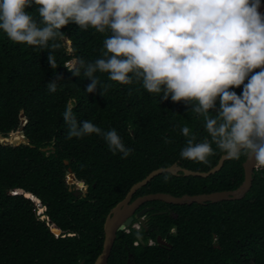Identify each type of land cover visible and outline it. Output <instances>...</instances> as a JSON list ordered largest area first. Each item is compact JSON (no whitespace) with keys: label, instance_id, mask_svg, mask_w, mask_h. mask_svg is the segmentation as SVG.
Instances as JSON below:
<instances>
[{"label":"trees","instance_id":"16d2710c","mask_svg":"<svg viewBox=\"0 0 264 264\" xmlns=\"http://www.w3.org/2000/svg\"><path fill=\"white\" fill-rule=\"evenodd\" d=\"M62 32L66 38L53 53V69L49 50L15 44L0 30V134L16 133L24 114L28 140L0 144V264H94L103 250L106 217L136 183L176 163L208 172L223 155L217 150L207 165L180 157L187 139L183 126L197 141L207 137L203 118L191 113V106L161 101L136 83L114 85L104 96L99 90L87 93L83 72L73 74L77 59L99 58L105 34L75 24ZM57 75L63 80L51 93L46 84ZM97 75L108 82L106 74ZM230 91L240 95L243 86ZM68 106L78 121L115 129L132 154L122 159L95 134L67 139L63 113ZM20 141V134L9 140ZM246 159L228 160L208 178L161 174L133 200L155 193L181 197L236 190L245 179ZM84 187L88 193L76 196ZM148 205L166 213L151 216L148 230L119 232L109 264H264V166L255 170L253 186L241 200ZM159 236L170 247L158 245Z\"/></svg>","mask_w":264,"mask_h":264},{"label":"clouds","instance_id":"9594fccd","mask_svg":"<svg viewBox=\"0 0 264 264\" xmlns=\"http://www.w3.org/2000/svg\"><path fill=\"white\" fill-rule=\"evenodd\" d=\"M33 6L35 14L27 11ZM260 8L261 0H0V30L15 44L49 50L47 62L53 69L57 66L53 53L66 38L62 32L66 25L105 34L99 58L77 59L73 74L78 77L83 72L89 81L87 93L99 90L104 96L114 85L136 83L161 101L182 102L203 118L207 133L197 141L188 126L181 128L187 138L182 159L207 165L219 150L229 160L248 157L259 169L264 166V13ZM97 73L106 74L108 82ZM62 80L55 76L47 90L55 93ZM241 86L240 95L230 91ZM63 119L69 140L95 134L122 159L133 152L115 129L104 131L89 120L78 121L71 106ZM146 208H153L152 217L166 213ZM142 228L148 230V225L135 220L124 232Z\"/></svg>","mask_w":264,"mask_h":264},{"label":"water","instance_id":"95a60500","mask_svg":"<svg viewBox=\"0 0 264 264\" xmlns=\"http://www.w3.org/2000/svg\"><path fill=\"white\" fill-rule=\"evenodd\" d=\"M259 11L264 13V2L261 4V8L259 9ZM26 123L27 120L25 119L24 114H22L21 126L18 129V131L14 133L21 135L20 142H14V143L9 142V140L12 137V134L8 138L0 134V144L3 146H10V145L19 146L21 144H28V140L26 139L24 134V127ZM49 150L50 148H47L44 149L43 151L47 152ZM228 160L229 159H225L222 155L218 164L208 172L192 171L189 169H185L176 163L168 168H159L157 170H154L145 179L136 183L130 189L126 197L121 202H119L106 217L104 224L105 239L103 243V250L96 259L94 264H108L118 233L124 231L127 227H130L131 224L135 221V219H138V222H140L143 226H145L146 220L144 216L153 208H145L140 211L138 210L146 202L162 201L164 203L172 204V205H192L195 203L197 204L219 203L223 201H235V200L243 199L253 186L255 170L258 168L254 163V161L248 157L243 164V168L245 172L244 182L236 190L220 191V192H213V193L199 194V195H183L181 197H176L169 193H156V194L145 195L143 197H139L136 200L132 201L134 195L139 189L147 186L153 179H155L157 176L161 174L170 173L174 176H179L182 173L186 177L192 176V177L208 178L209 176L214 175L217 172L221 171L224 166V163ZM87 193H88V188L84 187V190L82 192L77 191L75 195L81 196ZM42 211L44 210L42 209ZM136 211H138L137 214H135ZM158 242L162 246L170 247V245L161 237L158 238ZM81 264H84V262H82Z\"/></svg>","mask_w":264,"mask_h":264},{"label":"flooded vegetation","instance_id":"af4514ba","mask_svg":"<svg viewBox=\"0 0 264 264\" xmlns=\"http://www.w3.org/2000/svg\"><path fill=\"white\" fill-rule=\"evenodd\" d=\"M146 207H154V206H152V205H148V206L143 205V206L140 208V210H142V209H144V208H146ZM154 209H155V207H154ZM140 210H138V211H140ZM138 211H136L135 214H137ZM151 215H152V213H151V212H148L147 217H146V222H145L146 225L149 224V221H150V218H151L150 216H151ZM135 220H138V219H135ZM166 241H167V240H166ZM151 243H152V244H155L154 241H151Z\"/></svg>","mask_w":264,"mask_h":264},{"label":"rangeland","instance_id":"374dc122","mask_svg":"<svg viewBox=\"0 0 264 264\" xmlns=\"http://www.w3.org/2000/svg\"><path fill=\"white\" fill-rule=\"evenodd\" d=\"M13 135V134H12ZM69 181H70V179H69Z\"/></svg>","mask_w":264,"mask_h":264}]
</instances>
